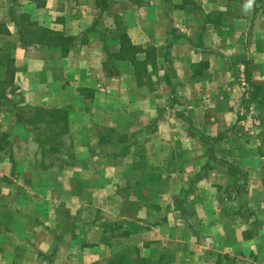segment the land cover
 I'll list each match as a JSON object with an SVG mask.
<instances>
[{"label": "crops", "instance_id": "1", "mask_svg": "<svg viewBox=\"0 0 264 264\" xmlns=\"http://www.w3.org/2000/svg\"><path fill=\"white\" fill-rule=\"evenodd\" d=\"M0 264H264V0H0Z\"/></svg>", "mask_w": 264, "mask_h": 264}, {"label": "rangeland", "instance_id": "2", "mask_svg": "<svg viewBox=\"0 0 264 264\" xmlns=\"http://www.w3.org/2000/svg\"><path fill=\"white\" fill-rule=\"evenodd\" d=\"M251 111H253V106L248 105V109H245V112H247L246 115H249L251 113ZM249 128H251V127H249ZM250 187H251L250 184L245 183V191H242V193H241L244 200L248 199ZM244 208H245V206H244Z\"/></svg>", "mask_w": 264, "mask_h": 264}]
</instances>
